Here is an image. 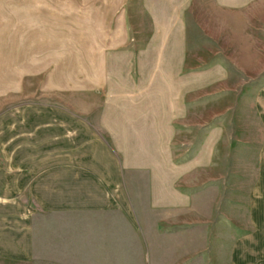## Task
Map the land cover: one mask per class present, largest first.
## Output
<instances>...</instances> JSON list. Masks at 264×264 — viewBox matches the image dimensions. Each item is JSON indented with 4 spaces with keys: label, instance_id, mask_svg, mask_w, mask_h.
<instances>
[{
    "label": "crops",
    "instance_id": "obj_1",
    "mask_svg": "<svg viewBox=\"0 0 264 264\" xmlns=\"http://www.w3.org/2000/svg\"><path fill=\"white\" fill-rule=\"evenodd\" d=\"M15 1L0 16V259L119 264L122 218L143 256L151 231H171L192 234L198 252L223 241L220 264H264V87L256 104L263 136L242 200L245 229L233 237L230 170L226 178L225 169L210 167L208 151L188 163L168 153L169 113L183 109L170 102L179 94L167 78L151 75L155 86L143 92L150 103H123L115 87L106 103H40L39 13ZM140 1L150 28L132 34L126 60H183L190 0ZM102 33L96 47L114 49V36L105 46ZM102 60L114 59L103 53Z\"/></svg>",
    "mask_w": 264,
    "mask_h": 264
},
{
    "label": "rangeland",
    "instance_id": "obj_2",
    "mask_svg": "<svg viewBox=\"0 0 264 264\" xmlns=\"http://www.w3.org/2000/svg\"><path fill=\"white\" fill-rule=\"evenodd\" d=\"M8 3L18 2L0 0L1 17L8 13ZM20 3H34L39 13L40 103H106L111 98L106 91L114 87L122 92L123 103H150L152 98L143 92L149 95L155 86L151 75L167 78L169 90L179 94L170 102L183 109L169 113L168 153L178 163H188L208 151L210 167L217 173L225 169L226 178L230 170L232 236L242 232V200L254 180V158L263 136L256 104L264 87V0H190L184 14L183 60H126L132 34L150 28L140 0ZM102 31L105 46L112 45L108 40L114 36V49L96 47ZM102 52L114 60H102ZM155 218L142 219L149 224ZM128 231L121 218L119 264L223 263V241L212 242L209 253L198 252L201 242L192 240V234L151 231L150 254L143 256L141 242L129 241ZM133 245L134 255L129 248ZM0 264L51 263L45 257L29 262L0 259Z\"/></svg>",
    "mask_w": 264,
    "mask_h": 264
}]
</instances>
